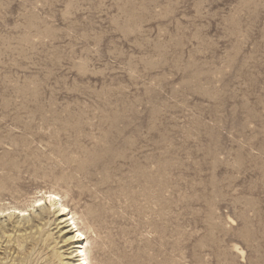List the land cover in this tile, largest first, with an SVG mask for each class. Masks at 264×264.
I'll return each mask as SVG.
<instances>
[{
    "label": "rangeland",
    "instance_id": "1",
    "mask_svg": "<svg viewBox=\"0 0 264 264\" xmlns=\"http://www.w3.org/2000/svg\"><path fill=\"white\" fill-rule=\"evenodd\" d=\"M45 192L90 264H264V0H0V264H77Z\"/></svg>",
    "mask_w": 264,
    "mask_h": 264
},
{
    "label": "bare ground",
    "instance_id": "2",
    "mask_svg": "<svg viewBox=\"0 0 264 264\" xmlns=\"http://www.w3.org/2000/svg\"><path fill=\"white\" fill-rule=\"evenodd\" d=\"M49 204L52 206H56L57 208V216L62 217V220L60 222H64L67 223V227L69 229L65 230L64 233L66 232H71L74 235L72 236L71 240L78 242L79 244L76 246L75 249V254L73 256V258L75 259L77 264H90L88 257H87V253H86V249H87V237L85 235V233L78 227L77 222L75 221V217L72 214V212L69 210V208L67 206H65L61 201L60 198L53 193L50 192H45L42 195V198H39L37 200H35L34 202V207H40L42 206L44 208V205ZM48 208V207H47ZM14 216L16 215V217H20L22 218L23 216L25 217L26 214V210L23 209H17L14 208L11 212ZM1 214H3V212H1ZM10 214V213H8ZM2 216V215H1ZM10 217V216H9ZM44 219V218H43ZM60 219V218H59ZM19 222V221H18ZM27 224V223H26ZM25 224V225H26ZM36 224V223H35ZM22 225V224H21ZM66 226V225H65ZM39 227V226H38ZM34 228V227H32ZM8 229V228H6ZM10 229V227H9ZM19 229V228H18ZM28 230V229H27ZM6 231V230H5ZM9 231V230H7ZM24 232V231H23ZM62 232V231H61ZM5 233V232H4ZM16 233V232H15ZM20 233V232H19ZM27 233V232H26ZM2 241V240H1ZM4 244V243H3ZM34 246V245H33ZM13 247V246H12ZM43 248V247H42ZM13 249V248H12ZM46 249V248H45ZM70 250V249H69ZM16 252V251H15ZM69 252V251H68ZM72 253V252H71ZM3 254V253H2ZM18 254V253H17ZM4 256V255H3ZM23 256V255H22ZM68 256V255H67ZM13 259V258H12ZM3 260V259H2ZM8 260V259H7ZM17 261H15L16 263ZM20 262V259H19ZM13 263V262H12ZM7 264V263H6Z\"/></svg>",
    "mask_w": 264,
    "mask_h": 264
}]
</instances>
